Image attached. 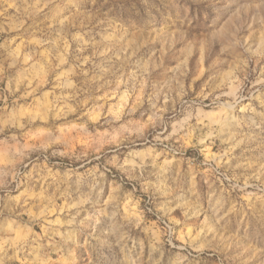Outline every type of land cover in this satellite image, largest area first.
Returning a JSON list of instances; mask_svg holds the SVG:
<instances>
[{
	"label": "rangeland",
	"instance_id": "rangeland-1",
	"mask_svg": "<svg viewBox=\"0 0 264 264\" xmlns=\"http://www.w3.org/2000/svg\"><path fill=\"white\" fill-rule=\"evenodd\" d=\"M0 264H264V0H0Z\"/></svg>",
	"mask_w": 264,
	"mask_h": 264
}]
</instances>
